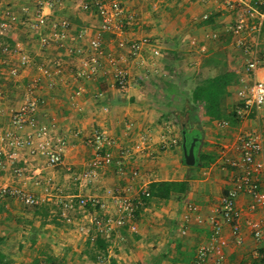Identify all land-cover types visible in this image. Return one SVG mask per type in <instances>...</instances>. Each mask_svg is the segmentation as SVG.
Instances as JSON below:
<instances>
[{
    "label": "crops",
    "instance_id": "obj_1",
    "mask_svg": "<svg viewBox=\"0 0 264 264\" xmlns=\"http://www.w3.org/2000/svg\"><path fill=\"white\" fill-rule=\"evenodd\" d=\"M24 1L13 2L15 9L27 6ZM82 1L63 0V7L55 8L51 14L52 19L69 22L70 36L66 42L69 47L84 46L89 38L102 31L101 18L93 11L84 10ZM118 1L125 13L115 21L112 31L104 33L103 47L105 59L110 55L121 56L130 70V83L125 91L113 86L105 62L93 79L76 78L78 57L55 42L42 46L38 34L23 24L18 29L22 27L27 33L18 43L24 45L30 64L20 68L18 77H11L7 69L18 65L16 59L9 54L0 60L1 78L8 80L7 84L0 80L3 92L0 135L9 127L11 110L24 104L27 90L33 86L34 95L40 100L37 123L50 125L52 134L66 141L63 162L56 167L50 166L34 148L19 150L14 164L4 159L0 166V187L19 188L51 209L49 223L39 234L32 235V225L38 227L43 218L33 212L27 214L25 204L19 199L0 198L2 252L13 264H34L36 258L41 260L40 264H47L43 261L45 255L55 258V264H111V260L116 264H153L154 258H159L155 264H174L178 243L183 252L192 256L193 261L186 264L193 263L197 250L211 243V221L217 215L220 197L232 188L241 173L240 168L232 165L241 158L236 150L237 138L257 135L264 143V106L240 115L237 123L234 120L207 123L203 119V137H197L195 147L197 164L185 165L181 116L169 115L175 108L167 105L164 90L165 81L187 80L183 85L188 87L201 73L217 75L230 68L235 70L237 78L228 87L227 111L238 109L242 102L239 91L255 81H264V62L259 63L254 73L247 72V62L253 54L237 45L241 37L230 31L241 18L247 19L249 25L260 22L259 33L248 30L242 38L249 45L257 40V55L264 58V10H259L263 14L261 18L256 14L250 19L245 12L255 6V0ZM204 15L209 17L204 19ZM29 37L37 43L28 40ZM143 39H148L150 46L144 49L143 63H139L133 61L130 45ZM155 48L160 51L157 57L153 55ZM215 54H223L225 65L203 68L204 61ZM79 85L86 89L80 96L76 95ZM222 121L227 126H220ZM95 132H105L115 139L111 150L115 160L123 163L124 175L118 173L119 167L114 163L102 168L97 178L83 177L96 153L90 144ZM31 134L33 130L29 127L20 131L24 137ZM205 156L214 161L202 167L199 159ZM132 170L138 171V177L131 175ZM163 181H187L189 188L186 195L172 194L167 201L152 199L143 203L136 218L137 233L122 229L113 234L108 256L100 263L92 261L85 253L86 241L96 232L88 213L81 210L83 216L79 218L72 213L67 215L63 203L70 198L97 197L111 204V192L135 198L148 190L150 184ZM260 182L264 188L263 177ZM236 208L242 214L243 243L237 244L230 225H223L220 234L223 264H255L264 258V239L254 238L247 221L260 222L264 227V205L256 204L250 195L242 193L236 199ZM135 234L139 239H133ZM216 258V254H211L206 264H219Z\"/></svg>",
    "mask_w": 264,
    "mask_h": 264
},
{
    "label": "built area",
    "instance_id": "obj_2",
    "mask_svg": "<svg viewBox=\"0 0 264 264\" xmlns=\"http://www.w3.org/2000/svg\"><path fill=\"white\" fill-rule=\"evenodd\" d=\"M19 0H9L8 4L0 3V32L8 33L16 28L19 24L28 26L31 31L38 34L40 44L49 46L55 42L59 47L69 49V52L78 57V65L75 71V77L80 80H90L97 76L103 67V63H107V68L112 76L113 86L120 91H125L130 83V70L124 65L123 58L108 56L105 59L103 37L105 32L112 31L115 21L122 17L125 10L118 0H83L81 7L84 10L95 12L102 21V31L89 38L84 46L69 47L66 42L70 36V24L65 19H52L51 14L55 8H62L63 0H37L33 9L28 6H22V13L30 16L26 21L20 18L10 6V3ZM264 6V0H255V6L249 8L245 12L251 19L258 14L261 18V12L258 7ZM32 11V12H31ZM204 19L209 16L204 15ZM261 29L260 22L249 25L247 19L241 18L240 21L230 27V31L241 37L237 45L244 47L246 52L252 53V58L247 62L246 70L254 73L260 62H264V58L257 55V40L253 45H249L244 41L242 36L248 30H254L259 33ZM212 37H216L213 35ZM24 45L18 43L10 52V56L17 61V66L8 67V74L11 77L20 75V68L26 67L31 60L24 51ZM150 46L148 39L134 41L130 45V55L133 61L143 63V51ZM121 47L124 45L121 44ZM153 55L159 56L158 48L153 49ZM58 72H60L58 70ZM85 86L77 87L76 95L80 96L85 92ZM34 87L30 86L27 90L24 104L17 110L10 112L9 127L0 135V155L6 156L7 160L13 164L17 161V154L23 148H34L37 153L44 156L50 166L56 167L63 162L66 141L62 137H55L52 134V128L48 124H38L36 121V113L40 103L36 97ZM239 96L243 100V106L239 108V115L248 113L251 109H260L264 106V81H255L252 86H247L239 91ZM3 92L0 89V98ZM220 126H227V122L222 121ZM29 127L33 130V134L24 137L20 135L21 129ZM96 148L94 158L91 160L87 171L83 174L84 178L94 179L98 177V172L102 168H106L116 163L118 173L125 174L124 165L120 160H115V155L111 148L116 144L115 139L111 138L105 132H95L90 140ZM10 146L14 149L12 153H7L5 147ZM236 150L241 154L238 161L232 162L234 167L240 168L241 173L234 180L232 188L220 197L219 205L216 209L217 215L212 218L213 235L209 245L201 246L197 250L195 264H206L211 254H216V262L223 264L225 258L221 252L222 241L220 234L224 224L230 225L232 234L237 244L243 243L241 236L240 220L241 212L236 208V199L242 194L250 195L256 204L264 205V188L260 182V178L264 179V143L257 135H239L237 138ZM119 156L124 157V151L121 150ZM131 175L138 177V171L132 170ZM6 195L20 198L26 204L39 203L42 200L34 196L25 194L22 190L10 188L9 186L0 187V197ZM142 195L149 197V191L145 190L141 195L132 197L125 194H116L111 192V204L100 200L97 197H77L70 198L63 203L67 210L81 209L88 213L89 222L94 226L96 234H100L106 239H111L113 234L124 229L128 224L129 231L137 233L138 226L136 223V210L143 204ZM90 206L93 211L88 210ZM192 207V206H191ZM190 207V208H191ZM193 210V207L192 209ZM248 227L252 230L254 238L257 241L264 239V227L260 222L247 221ZM184 228L183 233H186Z\"/></svg>",
    "mask_w": 264,
    "mask_h": 264
},
{
    "label": "trees",
    "instance_id": "obj_3",
    "mask_svg": "<svg viewBox=\"0 0 264 264\" xmlns=\"http://www.w3.org/2000/svg\"><path fill=\"white\" fill-rule=\"evenodd\" d=\"M13 1V0H12ZM93 1V0H92ZM2 0H0V3ZM34 8V7H33ZM32 8V9H33ZM258 9L262 12L264 10L263 7H258ZM24 17L22 19H28L22 14ZM30 17V16H28ZM22 28V27H21ZM19 30L15 32L1 33L0 32V60L7 57L10 52L16 47L17 43L21 38H23L19 33ZM223 54H215V56L210 57L209 59L204 61V67L208 68L213 65L218 68L219 66L225 65V59H223ZM174 67V66H173ZM168 69H172L168 67ZM173 70V69H172ZM223 73H218L217 75H211L209 73L200 74L195 80L191 81V86H184L183 83H188L187 80L181 79L179 82L176 80L165 81L164 82V90L166 92V98L168 99L167 105L172 106L175 110L169 113L170 116H175L178 114L181 116V134L183 131L186 133V137L189 143H191L192 138L203 137V119L207 123H211L213 121L219 120H234L236 123L239 120V107L243 106V100L240 103L238 109H233L232 112L227 111V98L229 95L228 87L231 86L235 79L237 78V74L235 70L230 68H225ZM1 89V88H0ZM179 104H177V103ZM179 117V116H178ZM182 143V140H181ZM15 151L11 148L10 152ZM6 156L0 155V166L4 164V159ZM199 161L202 163V167H206L210 162L214 161V158L210 156L200 157ZM11 164V163H9ZM14 164V163H13ZM12 165V164H11ZM14 188V187H10ZM189 188V183L187 181H163V182H154L149 185V197L142 195L141 200L144 204H147L152 199L167 201L171 197L172 194L186 195ZM19 189V188H16ZM24 192V191H23ZM25 193V192H24ZM26 194V193H25ZM225 194V193H224ZM223 194V195H224ZM29 195V194H28ZM32 196V195H31ZM1 199L6 198H16L13 196L6 195L4 197H0ZM37 198V197H35ZM21 202L25 204V211L27 214L33 212L36 216H41L43 220L41 221L38 227L32 225L31 234L36 235L41 232V229L44 228L49 221L47 220L50 212V208L46 205H42L43 201L34 204H26L20 198ZM76 200V198H75ZM139 206L136 210V218L138 216V212L141 207ZM64 207V206H63ZM65 209V208H64ZM88 210L90 212L93 209L88 206ZM31 225V221H27ZM124 229H129L128 224L125 225ZM133 239H139V237L135 234ZM4 240L0 238V264H13L10 258H8L2 252V245ZM110 245V241L100 234H95L94 236H90L86 241V254L89 258L96 262L100 263L108 256V248ZM176 254L177 257L173 260L174 264H186L188 261L192 259L191 254H186L181 250L180 243L176 244ZM264 253V250H262ZM158 259V260H157ZM43 261L47 264H55V258L50 257L49 255H45L43 257ZM153 264L159 261V258H154ZM193 261V260H191ZM41 260L36 258L34 264H40ZM111 264H116L115 260H111ZM140 264H143L140 262ZM151 264V263H150ZM190 264H195V262H191ZM255 264H264V258H259L255 261Z\"/></svg>",
    "mask_w": 264,
    "mask_h": 264
},
{
    "label": "rangeland",
    "instance_id": "obj_4",
    "mask_svg": "<svg viewBox=\"0 0 264 264\" xmlns=\"http://www.w3.org/2000/svg\"><path fill=\"white\" fill-rule=\"evenodd\" d=\"M3 1V4H5V3H7V2H9V0H2ZM36 2H37V0H26V2L24 1V2H22V3H24V4H26L28 7H30V8H33V7H35V5H36ZM8 4V3H7ZM6 5V4H5ZM10 6H12V8H13V11L16 13V12H18L17 14H18V16L20 17V18H22V9L19 7H16V9H15V6L16 5H14L13 3L10 5ZM19 26V25H18ZM18 26H16L17 27V29H15V30H13V31H10V32H15V31H17V30H19L18 31V33L24 38L26 35V29H24V28H19L18 29ZM21 27V26H20ZM26 28V27H25ZM33 38H35V37H33ZM22 39V38H21ZM28 40H34V39H32V38H30L29 37V39ZM35 42L37 41L36 39L34 40ZM33 42V41H32ZM37 43V42H36ZM28 54V53H27ZM5 71V70H4ZM1 76L2 75H0V80H2L1 81V83L2 84H7V82H8V80L7 81H5L4 79H2L1 78ZM2 87V86H1ZM5 119H6V122L8 121V116L7 115H5V117H4ZM5 150H6V152L9 154V153H12V152H10V150H11V148H10V146H8V147H5ZM5 158H7V157H5ZM65 213L67 214V215H71V213H72V215L74 216V217H77V218H79V217H82L83 216V213H81V209H77V210H75V211H73V210H71V211H67V209H65ZM70 213V214H69ZM71 215V216H72ZM92 229V228H91ZM92 232H94V231H92ZM94 234H95V232H94ZM93 234V235H94Z\"/></svg>",
    "mask_w": 264,
    "mask_h": 264
},
{
    "label": "water",
    "instance_id": "obj_5",
    "mask_svg": "<svg viewBox=\"0 0 264 264\" xmlns=\"http://www.w3.org/2000/svg\"><path fill=\"white\" fill-rule=\"evenodd\" d=\"M198 138L195 137L192 139L191 143L188 146V140L186 137L185 131L182 133V150H183V162L185 165L193 167L197 164L196 156H195V147Z\"/></svg>",
    "mask_w": 264,
    "mask_h": 264
},
{
    "label": "flooded vegetation",
    "instance_id": "obj_6",
    "mask_svg": "<svg viewBox=\"0 0 264 264\" xmlns=\"http://www.w3.org/2000/svg\"><path fill=\"white\" fill-rule=\"evenodd\" d=\"M190 144V143H189Z\"/></svg>",
    "mask_w": 264,
    "mask_h": 264
}]
</instances>
